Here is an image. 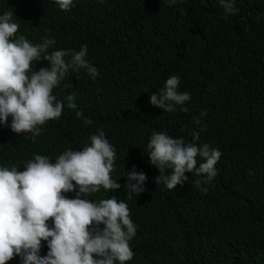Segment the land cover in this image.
I'll return each mask as SVG.
<instances>
[{"label": "trees", "instance_id": "16d2710c", "mask_svg": "<svg viewBox=\"0 0 264 264\" xmlns=\"http://www.w3.org/2000/svg\"><path fill=\"white\" fill-rule=\"evenodd\" d=\"M234 9L226 14L219 0H73L62 11L53 0H0V15L12 11L19 24L14 38H54L49 52L87 45L99 72L93 80L70 70L53 90L62 115L40 126L35 141L0 125V167L23 171L36 154L54 163L102 129L116 150L111 176L121 188L81 198L115 196L128 204L137 231L126 264H264V0H234ZM46 66L32 64L36 71ZM173 75L190 101L174 112L151 106V94ZM69 95L76 109L67 106ZM154 131L186 143L198 132L196 143L221 151L216 177L201 186L206 193L195 186V173L173 190L156 184L160 172L147 154ZM134 166L147 177L139 196L123 187ZM47 251L42 241L40 254Z\"/></svg>", "mask_w": 264, "mask_h": 264}, {"label": "clouds", "instance_id": "9594fccd", "mask_svg": "<svg viewBox=\"0 0 264 264\" xmlns=\"http://www.w3.org/2000/svg\"><path fill=\"white\" fill-rule=\"evenodd\" d=\"M53 2L62 11H70L73 6V0ZM167 2L175 4L177 0ZM219 3L226 14L235 13L234 0ZM13 16L12 11L0 15V125L18 135L31 133L35 141L40 126L62 115L65 105L53 90L70 75V70H85L93 80L99 72L87 59V45L79 51L49 52L56 43L54 38L45 37L36 44L23 35L14 38L19 24L13 22ZM41 60L48 61V66L33 70V62ZM179 84V76L167 78L160 91L151 94L150 105L174 112L176 106L190 101V93L180 92ZM66 99L70 109L77 108L74 95ZM181 111L188 109L182 107ZM76 114L78 118L82 116L80 111ZM84 123L91 125L93 121L85 119ZM195 123L199 124V119ZM192 135L193 141L186 143L167 133H152L147 154L150 164L160 172L156 184L163 182L173 190L188 181L186 173H195L199 177L195 186L207 192V187L201 186L216 177L215 166L222 153L209 144L196 143L198 132ZM90 140V145L80 150H65L54 163L47 156L36 154L23 171L0 167V264L17 256L23 264H126L133 259L129 242L135 237L137 226L130 218L128 204L115 196L99 202L81 198L101 187L113 192L121 188L111 176L116 159L114 146L102 129ZM166 169L170 170L167 175ZM123 176L127 192L139 196L145 191L146 174L136 171L135 166ZM69 192H75V198L65 195ZM42 241L48 248L43 256Z\"/></svg>", "mask_w": 264, "mask_h": 264}]
</instances>
